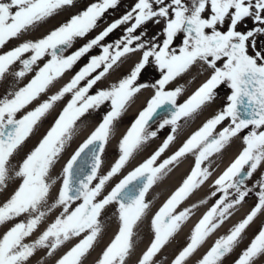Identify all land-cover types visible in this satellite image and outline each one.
<instances>
[{"label": "snow or ice", "instance_id": "snow-or-ice-1", "mask_svg": "<svg viewBox=\"0 0 264 264\" xmlns=\"http://www.w3.org/2000/svg\"><path fill=\"white\" fill-rule=\"evenodd\" d=\"M118 3L119 0H95L43 37L26 40L0 54V80L11 73L18 81L32 73L39 61L48 58L24 87L10 88L0 97V189L6 188L9 180H20L14 194L0 206V224L22 214L28 217L0 236V264H28L41 249L50 257L74 238L78 242L56 264H82L101 233V213L113 204L119 220L118 232L96 264H126L134 228L150 209L146 194L171 170L170 166L192 154L195 159L190 174L150 221L154 238L138 264H155L154 257L197 207L194 204L177 211L211 177L209 167L203 166L205 161L247 130L240 137L242 150L214 180L211 196L218 198L194 226L187 245L172 260V264H186L210 234L232 215V210L249 197L253 189L248 187V181L258 169L264 168V44L259 43L264 41V0H135L122 16L65 55L77 38L93 31L104 14ZM73 6L75 0H0V48L59 10ZM247 20L252 21L250 28L243 27ZM149 23L163 26L150 35L145 27ZM120 28H123L121 36L104 43ZM178 36L182 37L181 46L174 47ZM96 47L101 49L100 54L91 56L56 93L17 117ZM136 54L138 60L123 78L94 93L91 91L114 67ZM17 62L20 68L12 72ZM197 62L210 69V75L183 103H177L183 86L171 90L167 86ZM150 65L158 71L159 78L140 82L142 72ZM222 85L229 89L222 108L178 150L158 163L175 140L179 122L212 103ZM145 89H152L153 94L120 138L118 158L104 172L102 155L114 133L115 122ZM69 94L70 99L37 146L13 166V155L38 121ZM106 103L110 110L63 165L60 187L51 198L57 183L50 175L51 170L72 139L77 121L89 110ZM162 109L167 110V115L158 128L170 126L171 134L150 157L109 187L134 153L157 137L158 131L150 130V122ZM225 121L227 125L217 132V126ZM254 187L257 198L254 207L214 242L199 264H221L241 242L246 228L258 214L264 213V174ZM57 209L58 215L40 231L41 224ZM37 232L35 239L28 240ZM261 256H264V227L251 238L234 264H254Z\"/></svg>", "mask_w": 264, "mask_h": 264}, {"label": "bare ground", "instance_id": "bare-ground-1", "mask_svg": "<svg viewBox=\"0 0 264 264\" xmlns=\"http://www.w3.org/2000/svg\"><path fill=\"white\" fill-rule=\"evenodd\" d=\"M95 2V0H75V6L65 7L64 9L59 10L56 14L48 18L47 20L39 23L34 28L30 29L28 32L22 34L19 38H13L8 41L2 48H0V54H3L13 47L18 46L20 43L26 40H35L43 37L49 31L60 26L62 23L67 22L72 15H75L85 9L88 5ZM135 3V0H119V3L116 8L109 9L104 16L98 21V26L91 31L88 35L83 38H77L71 48L67 49L65 55L71 54L79 47L87 43L88 40L92 39L97 35L103 28H105L109 23L118 19L130 7ZM163 25H155L149 23L146 25V29L151 35L159 31V28ZM123 28L117 29L114 33L110 34L104 41V43H111L119 36H121ZM98 47L93 48L88 54L82 57L72 69L68 70L62 77L58 78L45 93H42L40 97L33 101L32 104L28 105L26 109L21 110L17 114V117H20L25 114L26 111H30L37 107L41 102L48 99L49 96L56 93L64 84H66L71 77L74 75V71L79 68V64L92 52L97 50ZM28 55V54H26ZM47 58V57H46ZM39 61L37 65L34 66V71L27 74L24 78L20 80H15L11 73L6 74L3 80H0V95L5 91L9 90H18L21 87H24L34 76L35 71L39 67L43 66V63L47 59ZM139 54L132 55L124 60L122 64L114 67V70H111L106 79L94 87V91L100 88L108 87L111 83L117 82L119 79L123 78L133 67L134 63L138 60ZM20 65L17 62L12 66L11 71L15 72L19 70ZM210 69H207L202 62H197L193 65L187 72L181 74L173 82H171L167 88L169 90L174 89L177 86H183L184 91L180 97H178L177 103H183L188 96H190L210 75ZM145 77H140V82H152L155 79L159 78L158 71L154 66H148L144 71ZM151 73L149 76L146 73ZM143 73V72H142ZM155 77H152V76ZM83 83V82H82ZM153 94L152 89H145L138 93L130 105L127 107L125 112L117 119L115 122V130L113 135L110 137L108 144L105 147V151L102 155L103 165L102 170L106 172L110 165L118 158V142L126 129L134 121L135 116L146 106V101L150 99ZM70 99V94L66 95L61 101L57 102L52 110H50L44 117L38 121L37 125L34 127L33 132L29 137L23 142V144L18 148L15 154L12 157V165H18L31 150L37 146L41 138L46 134V132L53 125L55 119L58 117V114L62 108L66 105L67 101ZM224 97L218 93L217 98L210 104L205 105L194 113L191 117L182 119L180 127L175 134V140L170 144L169 148L161 155L158 160L162 162L164 159L172 155L183 142L186 141L188 137L191 136L195 131H197L208 119L213 117L222 106ZM100 108H104L103 112L100 115H104L108 110H110V105L107 103L102 105ZM98 113L94 114V110H89L83 117L77 121L76 131L72 139L66 144L60 159L57 160L53 169L51 170V177L57 180L56 185L53 187L51 192V198L56 196V190L60 187V174L62 173V167L66 161L71 157L75 150L79 147L81 143L90 135L94 128L99 124L100 116ZM99 117V118H98ZM225 121L222 125L217 126L216 131H220L224 126L227 125ZM163 132L158 133L156 138L149 140L144 144L133 157L130 159L129 163L122 169L121 173L118 174L112 181V184L109 186H114L116 182L123 178L124 175L140 163L150 157L157 148L162 144L164 139L171 134V128ZM242 135L231 139V141L221 150L220 153L214 154L209 158V161H205L203 166L209 167V170L212 172L211 177L202 184L197 190H195L188 199H186L177 209L181 211L184 208H189L192 205H197L193 209L192 215L187 221H185L181 228L178 230L173 237L170 238L169 242L160 250L159 253L154 257L155 264H172V260L175 256L181 251L189 242L191 232L202 218V216L207 212V210L215 203L217 197H212L211 192L214 190L212 187L214 180L226 169V167L235 159V157L242 150ZM195 157L192 154H187L185 157L181 158L180 161L174 164L171 167V170L162 176L148 191L146 194V201L150 203V209L147 212L146 216L138 222L137 226L134 228V234L132 237V249L130 254L126 257V264H138V260L141 257L142 253L150 245L152 239L154 238L153 232L150 227V221L153 215L159 210V208L166 202V200L171 196V194L182 184L183 180L190 174L191 168L194 165ZM264 174V168L258 169L254 174L251 180L259 175ZM20 183L19 179L9 180L7 182V187L0 189V206L7 202L10 197L14 194L18 184ZM219 195V194H218ZM50 198V203H51ZM206 200L207 203L201 204L200 201ZM253 200L250 197H247L244 202L236 206L232 210V215L220 226L218 227L210 236L205 240V242L187 259L186 264H199V261L203 255L212 247L214 242L221 236L228 233V231L239 221L246 217V215L253 208ZM59 209L49 214L48 218L41 224L40 231L44 230V227L50 223L55 215H58ZM26 214H22L20 217L14 218L10 221H7L3 224H0V236H2L7 230L13 227L16 223L25 221L27 219ZM264 220V213L258 214L253 222L246 228L245 232L242 234L243 239L238 244V246L233 250L232 253L228 254L223 258L221 264H234V261L237 259L240 252L248 245L251 238L257 233L261 222ZM100 222L102 225L101 233L98 235L96 242H94L93 247L89 250L86 256L82 259V264H96L98 258L101 256L103 250L114 238L115 234L118 232L119 220L116 213V205H109L101 213ZM39 235V232L35 233L33 237L28 238L35 239ZM26 240L25 242H28ZM78 242V239H73L70 242H67L64 246L58 249L52 256L46 255V250L41 249L36 251V253L30 258L28 264H56V261L75 243ZM264 256L259 257L254 261V264H263Z\"/></svg>", "mask_w": 264, "mask_h": 264}, {"label": "rangeland", "instance_id": "rangeland-1", "mask_svg": "<svg viewBox=\"0 0 264 264\" xmlns=\"http://www.w3.org/2000/svg\"><path fill=\"white\" fill-rule=\"evenodd\" d=\"M252 26V21L251 20H247V21H245V23H244V25H243V27H251ZM181 40H182V37H180V36H178L177 37V39L174 41V47H179V46H181ZM259 43H261V44H264V41H260ZM46 59H48V58H46ZM88 62V59H87V57L79 64V68L78 69H76L75 71H74V74L81 68V67H83L86 63ZM146 74H148L147 76H149V74L151 75V73H146ZM145 77V72H143L142 73V75H141V77ZM152 77H155L154 75L152 76ZM7 91L8 90H5L1 95H0V97H3L6 93H7ZM93 93L96 91H94V90H91ZM217 92L218 93H220L223 97H224V100H223V102H222V106L225 104V101H226V95L229 93V89L227 88V86L226 85H222V86H220V88L217 90ZM222 106H221V108H222ZM145 107V106H144ZM103 109L104 108H99V109H94V114H101L102 112H103ZM138 115V114H137ZM136 115V116H137ZM103 115H100L99 117H102ZM136 116H135V118H136ZM98 117V118H99ZM100 121H101V118H100ZM162 122V118H160V119H158L155 123H153L152 125H150V130H157L158 131V133H160V132H163V131H166V130H168L169 128V126H166L165 128H163V129H159L158 128V125H159V123H161ZM247 133V130H245L244 132H242L241 133V135L243 136V135H245ZM264 264V263H263Z\"/></svg>", "mask_w": 264, "mask_h": 264}, {"label": "flooded vegetation", "instance_id": "flooded-vegetation-1", "mask_svg": "<svg viewBox=\"0 0 264 264\" xmlns=\"http://www.w3.org/2000/svg\"><path fill=\"white\" fill-rule=\"evenodd\" d=\"M100 52H101V49L98 48L97 50H95L94 52L91 53V55L89 56V59H90V57L93 56V55H98V54H100ZM89 59H88V60H89ZM18 118H19V117H18ZM162 118H163V117H162ZM260 176H261V175L256 176V177H254L252 180L250 179V180L248 181V187L253 189V192L249 195V197L253 200V206H254V205L256 204V202H257V198H256V195H255V187H254V186H255V183H256V181L259 179ZM262 227H264V220L261 222L259 228L257 229V232H258V230L261 229Z\"/></svg>", "mask_w": 264, "mask_h": 264}, {"label": "water", "instance_id": "water-1", "mask_svg": "<svg viewBox=\"0 0 264 264\" xmlns=\"http://www.w3.org/2000/svg\"><path fill=\"white\" fill-rule=\"evenodd\" d=\"M165 115H167V110L166 109H162L159 111L158 115H156L153 120L150 122V125H152L153 123H155L159 118L164 117Z\"/></svg>", "mask_w": 264, "mask_h": 264}]
</instances>
